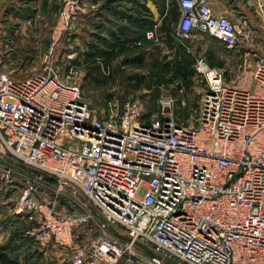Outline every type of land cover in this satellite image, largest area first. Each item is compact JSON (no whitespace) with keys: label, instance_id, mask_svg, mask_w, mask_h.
I'll return each mask as SVG.
<instances>
[{"label":"built area","instance_id":"built-area-1","mask_svg":"<svg viewBox=\"0 0 264 264\" xmlns=\"http://www.w3.org/2000/svg\"><path fill=\"white\" fill-rule=\"evenodd\" d=\"M177 5L179 42L201 32L229 49L253 47L250 28L214 14L207 0ZM79 10L78 0H63L43 71H0V145L56 182L49 201L31 179L23 183L14 212L31 225L25 235L41 250L72 249L75 229L86 224L93 235L70 264H165L136 242L183 264H264V58L250 88L196 59L205 89L192 122L146 112L132 98L91 108L72 71L60 73L52 59ZM64 186L84 201L71 199L72 211H60Z\"/></svg>","mask_w":264,"mask_h":264},{"label":"rangeland","instance_id":"rangeland-1","mask_svg":"<svg viewBox=\"0 0 264 264\" xmlns=\"http://www.w3.org/2000/svg\"><path fill=\"white\" fill-rule=\"evenodd\" d=\"M60 2L61 8L63 0H60ZM78 2L80 10L71 19L69 26L60 36L57 46L58 50L62 49L65 55L72 54L73 59L64 56V60H58L57 67L60 73L72 71L73 79L79 84L84 101L91 108H106L107 102L111 99L132 98L137 100L146 112H161L163 109L164 113L171 114L177 120L192 122L198 112L205 89L203 80L195 74L196 64H191L194 75L189 82L172 78L171 74L166 75L169 80L168 83L160 87H156L151 80L153 62L163 57L166 46H175L180 49L183 45L178 41L175 45H172L169 43L168 38L159 37L155 39V42L147 45L148 50L138 49L133 51L131 48L126 47L127 50L124 52H116L112 48V44L117 41L114 31L110 32L113 29H109V34H104L98 28L93 31L95 37H92L93 42L90 45L87 28L80 18L83 14L82 0H78ZM56 18L53 26L48 31L47 44H49L50 34ZM177 20L178 17H169L167 20L168 26L174 29ZM201 35L204 36L202 38H208L217 43V40L207 34L202 33ZM184 43L187 45V42ZM208 50H210L209 47L207 48L203 44L201 46L197 45L195 51L193 50L189 56L193 58L192 60L195 63L196 59L203 58L210 66L220 68L225 73L227 81L242 87H252L251 79L248 81L231 80V77L242 71V68H238L241 64H214L209 60L208 54L210 53H208ZM136 55L142 58V64L124 63L125 59ZM105 56H108L107 64H102ZM67 62L73 64H62ZM45 67L46 64H0V71L8 70L12 77L23 78L41 72ZM165 100H169V105L165 104ZM26 179H31L37 185L38 193L45 196L46 200L50 199L55 193L56 182L54 180L46 179L28 171L13 160L8 153L4 152L0 145V252L4 251L2 255L11 256L9 264H54L57 257L59 264H69V255L73 249L55 247L46 252L34 245L32 240L25 235V231L31 225L27 223L28 221L22 215L14 212V207L19 190ZM43 185L45 186L44 189ZM58 199L59 206L64 207L67 211L74 210V206H71V199H78L81 203L84 202L79 193L74 192L72 188L67 186L59 191ZM114 229L123 235L118 226H115ZM93 232L92 230L90 234L88 233L84 239H89ZM76 236L75 233L73 242L77 241ZM2 246L6 250L1 249ZM76 248L80 249L81 247Z\"/></svg>","mask_w":264,"mask_h":264},{"label":"crops","instance_id":"crops-1","mask_svg":"<svg viewBox=\"0 0 264 264\" xmlns=\"http://www.w3.org/2000/svg\"><path fill=\"white\" fill-rule=\"evenodd\" d=\"M207 2L214 14L227 16L237 26L250 28L253 47L248 48L247 43L243 42L240 46L229 49L218 41L216 43L211 39L202 38L204 36L201 32H195L191 39L184 41L187 45L179 42L173 37L174 29L167 23L169 17L179 16L177 0H82L83 14L80 18L87 28L90 45L93 42L92 37H95L93 31L97 28L104 34H109V29H113L110 32L114 31L117 41L125 44L126 40H130L126 47L133 51L148 50L149 43L155 42L156 38L165 37L172 45L178 41L184 46L180 49L166 46L163 54L166 61L173 60L176 55L179 58L184 55L189 57L191 64H195L189 55L195 51L197 45L203 44L209 47V60L214 64H241L238 68H242V71L231 77V80H250V70L254 68L258 58H264V0ZM60 5V0H0V64H45L49 45L46 43L48 31L53 26ZM150 30L153 31L152 38L147 37ZM136 37L145 38L134 42ZM137 42L139 44H136ZM71 55H65L62 49L57 48L52 59L58 62L60 59L64 60L65 56L72 60ZM39 197L43 201L50 200L40 194ZM60 211L67 212L62 206ZM89 231L92 232V229H88L86 224L75 229L77 241L73 243V250L85 245L84 238L91 233ZM55 247L51 245L45 251ZM1 249L5 247L2 246ZM2 253L4 251L0 252V263L9 264L11 256ZM58 260L57 257V263L54 264H59ZM85 264L102 263L87 259Z\"/></svg>","mask_w":264,"mask_h":264},{"label":"trees","instance_id":"trees-1","mask_svg":"<svg viewBox=\"0 0 264 264\" xmlns=\"http://www.w3.org/2000/svg\"><path fill=\"white\" fill-rule=\"evenodd\" d=\"M145 38V37H144ZM143 37H136L134 42L140 41V39H144ZM130 40H126L125 44L123 42L116 41L112 44V48L117 52H122L126 50V43ZM132 43V42H131ZM129 44V43H128ZM109 53V52H108ZM105 60L102 64H107L108 56L104 57ZM142 58L139 55H136L132 58H127L124 60L125 64H142ZM153 67L151 69L152 77L151 80L155 84L156 87H160L168 83V78H166L167 74H171L172 78H178L180 81L189 82L194 75V69L191 67V61L189 57L182 56L181 58L178 55L175 56L173 60H165V56H163L159 60H155L153 62Z\"/></svg>","mask_w":264,"mask_h":264},{"label":"water","instance_id":"water-1","mask_svg":"<svg viewBox=\"0 0 264 264\" xmlns=\"http://www.w3.org/2000/svg\"><path fill=\"white\" fill-rule=\"evenodd\" d=\"M23 166V165H22ZM25 167L28 171L34 173V174H37V175H40L46 179H50V180H55V178H53L52 176H49L47 174H45L44 172L40 171V170H37L35 168H32V167H27V166H23ZM125 240H127V238L123 237ZM141 250H143L145 253H147L149 256L151 257H154V258H157L159 260H161L162 262H164L165 264H183V263H180L172 258H167L165 256H161L159 254H157L156 252H154L150 247H148L147 245L145 244H142L140 242H136L135 243Z\"/></svg>","mask_w":264,"mask_h":264}]
</instances>
